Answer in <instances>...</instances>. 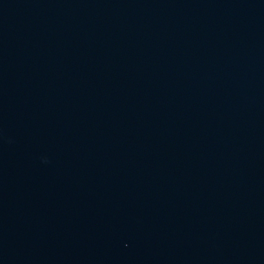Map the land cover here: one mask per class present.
Here are the masks:
<instances>
[{
    "label": "water",
    "instance_id": "obj_1",
    "mask_svg": "<svg viewBox=\"0 0 264 264\" xmlns=\"http://www.w3.org/2000/svg\"><path fill=\"white\" fill-rule=\"evenodd\" d=\"M0 264H264V0H0Z\"/></svg>",
    "mask_w": 264,
    "mask_h": 264
}]
</instances>
